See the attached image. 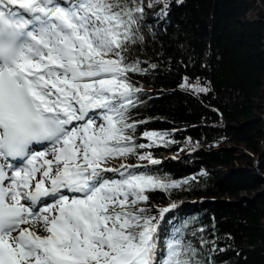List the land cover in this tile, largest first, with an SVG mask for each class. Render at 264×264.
Listing matches in <instances>:
<instances>
[{
  "label": "snow or ice",
  "instance_id": "snow-or-ice-1",
  "mask_svg": "<svg viewBox=\"0 0 264 264\" xmlns=\"http://www.w3.org/2000/svg\"><path fill=\"white\" fill-rule=\"evenodd\" d=\"M184 3L0 0V264H213L180 229L160 247L158 218L142 205L177 182L108 166L159 163L138 151L166 134L136 141L146 122L132 119L144 103L132 74L159 67L140 55L157 36L149 19L167 24ZM180 87L211 90L189 76Z\"/></svg>",
  "mask_w": 264,
  "mask_h": 264
},
{
  "label": "trees",
  "instance_id": "trees-1",
  "mask_svg": "<svg viewBox=\"0 0 264 264\" xmlns=\"http://www.w3.org/2000/svg\"><path fill=\"white\" fill-rule=\"evenodd\" d=\"M148 23L157 36L140 55L159 67L132 74L144 90L132 119L146 122L137 126L138 143H151L144 131L166 135L138 150L158 164L119 159L140 166L130 171L178 183L147 193L142 205L158 221L170 209L163 242L180 229L201 259L264 264V10L259 0H185L167 24ZM184 76L211 90L182 89ZM201 238L225 251L201 248Z\"/></svg>",
  "mask_w": 264,
  "mask_h": 264
},
{
  "label": "rangeland",
  "instance_id": "rangeland-1",
  "mask_svg": "<svg viewBox=\"0 0 264 264\" xmlns=\"http://www.w3.org/2000/svg\"><path fill=\"white\" fill-rule=\"evenodd\" d=\"M261 2V1H260ZM260 2H259V5H260V7H261V4H260ZM263 5H264V3L263 2H261ZM146 4H147V0H146ZM262 8V7H261ZM263 9V8H262ZM264 10V9H263ZM127 163V161H126V159H112L111 161H110V163H109V167H113V168H117V169H119L120 171H125V169L124 168H121V165H127L126 164ZM109 178H111V177H115V176H117L118 175V173H113V172H110V173H107L106 174ZM164 245V243L162 242V240L160 239V247H162Z\"/></svg>",
  "mask_w": 264,
  "mask_h": 264
},
{
  "label": "water",
  "instance_id": "water-1",
  "mask_svg": "<svg viewBox=\"0 0 264 264\" xmlns=\"http://www.w3.org/2000/svg\"><path fill=\"white\" fill-rule=\"evenodd\" d=\"M259 2H260V0H259ZM260 4H261V7L264 9V5L260 2Z\"/></svg>",
  "mask_w": 264,
  "mask_h": 264
},
{
  "label": "bare ground",
  "instance_id": "bare-ground-1",
  "mask_svg": "<svg viewBox=\"0 0 264 264\" xmlns=\"http://www.w3.org/2000/svg\"><path fill=\"white\" fill-rule=\"evenodd\" d=\"M50 201V200H49ZM41 234H43V233H41Z\"/></svg>",
  "mask_w": 264,
  "mask_h": 264
}]
</instances>
